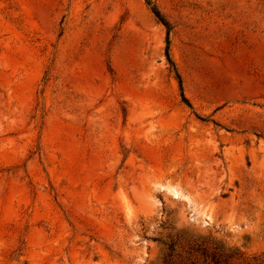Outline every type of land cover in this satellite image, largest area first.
Listing matches in <instances>:
<instances>
[{
  "label": "rangeland",
  "instance_id": "374dc122",
  "mask_svg": "<svg viewBox=\"0 0 264 264\" xmlns=\"http://www.w3.org/2000/svg\"><path fill=\"white\" fill-rule=\"evenodd\" d=\"M151 2L0 0V264H264V0Z\"/></svg>",
  "mask_w": 264,
  "mask_h": 264
},
{
  "label": "trees",
  "instance_id": "16d2710c",
  "mask_svg": "<svg viewBox=\"0 0 264 264\" xmlns=\"http://www.w3.org/2000/svg\"><path fill=\"white\" fill-rule=\"evenodd\" d=\"M146 4L147 5H150L151 7V11L153 12V14L160 20V22L168 29V23L167 21L162 18L160 16V12L159 10L156 8V6L154 4H152L151 0H145ZM166 42L168 43V38H166ZM166 56L168 58V60L170 61V58H169V54H168V44H167V47H166ZM171 62V61H170ZM172 64V62H171ZM176 76H177V79H178V84H179V89H180V92H181V97H182V100L190 106V103L188 102V100L184 97L183 95V91H182V83H181V79H180V76L178 75V73H176Z\"/></svg>",
  "mask_w": 264,
  "mask_h": 264
}]
</instances>
